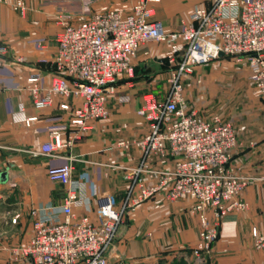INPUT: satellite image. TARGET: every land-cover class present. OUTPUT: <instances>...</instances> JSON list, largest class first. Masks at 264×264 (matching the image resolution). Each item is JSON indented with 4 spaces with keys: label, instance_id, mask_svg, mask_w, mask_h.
<instances>
[{
    "label": "built area",
    "instance_id": "1",
    "mask_svg": "<svg viewBox=\"0 0 264 264\" xmlns=\"http://www.w3.org/2000/svg\"><path fill=\"white\" fill-rule=\"evenodd\" d=\"M161 0H135L132 11L98 13L72 25L63 16L57 36L54 75L46 90L40 75H32L30 96L34 108L43 111L61 99L60 109L69 113L72 130L65 140L52 131L39 154L56 156L92 131L97 122L109 117V103L116 98L118 80L131 78L141 48L149 43H181L182 53L168 57L170 88L162 98L146 94L137 114L148 126L141 139L124 140L121 148H136L140 163L128 175L124 201L109 194H96V220L80 216L77 208L88 209L83 185L73 181L74 161L48 169L49 180L67 188L63 205L40 206L30 212L33 235L24 246L14 249L30 264H109L124 216L141 204L164 196L169 202L191 198L200 222L197 246L190 264H216L214 245L222 219L248 208L242 194L251 179L238 174L231 161L239 146L234 126L220 116L205 118L190 106L185 81L198 66L221 59L220 54L247 60L256 85L264 94V0H213L210 7H196L190 22L181 30L167 32L154 19ZM10 0H0V5ZM15 10L25 11L20 0ZM180 57V60L178 59ZM127 102L128 96L117 97ZM38 117H26L27 126ZM170 160L173 168H150V160ZM76 184V185H75ZM255 247L264 253V234L252 231Z\"/></svg>",
    "mask_w": 264,
    "mask_h": 264
},
{
    "label": "crops",
    "instance_id": "2",
    "mask_svg": "<svg viewBox=\"0 0 264 264\" xmlns=\"http://www.w3.org/2000/svg\"><path fill=\"white\" fill-rule=\"evenodd\" d=\"M17 1L20 0L0 5V165L5 168L0 176L2 173L8 176L6 182L0 179L4 190L0 199L7 207L5 214L11 216L5 229L0 226V264H30L23 260L14 263L10 254L13 247H22L32 238L31 210L40 206L58 210L63 205L67 188L49 180V168L75 159L73 181L83 185L82 193L88 198V209L81 207L76 212L95 221L96 194L113 195L121 204L127 193L128 175L141 160L140 150H125L119 143L141 139L148 129L145 120L137 114L142 98L132 94L129 83L123 88L116 84V98L128 96L129 101L112 99L109 117L97 122L72 147L59 151L56 156L39 154L52 131H60L67 140L72 130L69 113L60 109V98L46 110L39 112L34 108L28 82L32 75L39 74L44 90L50 87L63 16L69 15V23L78 25L109 10L129 14L135 0H21L24 13L14 9ZM212 2L161 0L156 5L154 19L173 33L190 22L196 7L208 8ZM153 44L160 45L158 51L151 50ZM182 49L181 43H149L139 54L140 58L154 56L155 59L161 52L168 58L173 53L181 54ZM185 92L190 106L205 118L219 116L205 115ZM24 116L38 117V120L27 126ZM262 125L241 133L239 146L233 153L231 163L236 172L251 179L242 194L248 209L222 219L219 239L214 245L216 264H264V254L254 248L252 235L255 228L264 233ZM149 167L170 170L173 162L151 159ZM194 205L195 200L191 198L169 202L164 196H157L127 213L109 254V264H175L182 259L190 264L201 229L199 218L192 211Z\"/></svg>",
    "mask_w": 264,
    "mask_h": 264
},
{
    "label": "rangeland",
    "instance_id": "3",
    "mask_svg": "<svg viewBox=\"0 0 264 264\" xmlns=\"http://www.w3.org/2000/svg\"><path fill=\"white\" fill-rule=\"evenodd\" d=\"M150 48L155 52L160 45L153 44ZM161 54L160 52V55H156L155 59L154 56L140 58L138 54L133 77L118 80L117 86L123 88L129 83L133 87L132 94L140 98L146 94H155L159 99L163 97L164 92L170 88L171 67L166 61L167 58ZM185 89L205 115H219L224 122L236 128L239 137L241 133L254 131L264 124V94L258 89L254 71L247 60L226 58L206 66H198L185 81ZM4 169L0 165V171ZM2 192L4 190L0 186V195H3ZM2 200L0 199V226L5 229V223H9L11 216L5 214L7 207L2 204ZM18 248L20 247H13V250ZM254 248L256 249L255 241ZM13 250L10 254L11 260L14 263L21 262L23 259L14 254Z\"/></svg>",
    "mask_w": 264,
    "mask_h": 264
},
{
    "label": "water",
    "instance_id": "4",
    "mask_svg": "<svg viewBox=\"0 0 264 264\" xmlns=\"http://www.w3.org/2000/svg\"><path fill=\"white\" fill-rule=\"evenodd\" d=\"M220 57L221 58L225 57V54L224 53H221L220 54ZM7 178H8L7 173H2L1 176H0L1 182H6L7 181Z\"/></svg>",
    "mask_w": 264,
    "mask_h": 264
},
{
    "label": "trees",
    "instance_id": "5",
    "mask_svg": "<svg viewBox=\"0 0 264 264\" xmlns=\"http://www.w3.org/2000/svg\"><path fill=\"white\" fill-rule=\"evenodd\" d=\"M225 57H227V58H231V57H228V56H225ZM179 60H180V57L178 58ZM167 63H168V58H167ZM166 92H167V90H166ZM166 92H164V95L166 94ZM157 96V95H156ZM158 97V96H157ZM162 98V97H161ZM175 264H189L187 261H185L184 259H182V260H180V261H178V262H175Z\"/></svg>",
    "mask_w": 264,
    "mask_h": 264
}]
</instances>
